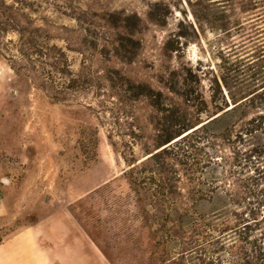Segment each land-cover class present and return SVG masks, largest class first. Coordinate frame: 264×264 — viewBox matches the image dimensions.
Masks as SVG:
<instances>
[{"label":"rangeland","instance_id":"374dc122","mask_svg":"<svg viewBox=\"0 0 264 264\" xmlns=\"http://www.w3.org/2000/svg\"><path fill=\"white\" fill-rule=\"evenodd\" d=\"M18 1L20 25L27 16L41 28L64 52L70 75L41 66L16 75L18 34L0 31V243L56 214L108 264H264V135L213 138L263 108L255 102L221 113L183 143L195 149L196 164L179 172L176 200L190 214L177 223L181 238L161 252L151 239L160 222L141 217L123 174L127 161L152 150L153 113L105 78L116 72L167 96L164 82L181 84L189 72L206 102L228 91L239 98L253 90L247 77L264 76V0ZM103 14L136 21L132 61L115 56L122 30ZM252 150L260 156L248 157Z\"/></svg>","mask_w":264,"mask_h":264},{"label":"trees","instance_id":"16d2710c","mask_svg":"<svg viewBox=\"0 0 264 264\" xmlns=\"http://www.w3.org/2000/svg\"><path fill=\"white\" fill-rule=\"evenodd\" d=\"M6 1L0 0V31H15L18 34L17 42L14 44L15 56L10 58V67L15 74H22L21 72L27 70V67L35 70L36 67L41 66L42 70L48 68L58 75L69 76L64 52L55 45L49 46L48 36L45 35L46 39H44L40 35L42 29L32 27L33 23L27 16L24 21L26 26H21L17 17L24 19L25 15L19 14L21 8L14 6L19 1L9 0L11 2L9 5ZM8 10H12L13 14L7 13ZM110 17V14H103L100 19L110 24L112 28L122 30L115 39V56L126 62L132 61L139 48V42L133 39V30L137 28L136 21H133L131 16H122L116 20ZM39 37L41 38L37 41L36 38ZM164 49L170 50L166 45ZM237 75V83L245 84V75L243 73ZM105 78L111 87L120 88L133 100H144L153 113L151 117L154 130L152 150L144 149L145 156L140 160L127 161V171L123 174L135 195V203L141 217L144 219L154 217L160 222L159 228L152 231L153 249L166 252L171 243L181 238V235H178L177 223L190 214L189 209L181 207L176 200L180 195L177 186L180 182L179 172L181 170L188 172L196 164L194 163L195 149L190 143H183L206 130L207 126L221 113H234L247 103L255 102L258 105L256 107L263 108L264 111V76L262 78L255 75L247 77L252 82L253 90L240 93L239 98L228 91L227 99L221 96L217 101L214 96H209L208 102L198 90L199 84L196 77L189 72L182 77L181 84L172 79L164 82V88L173 98L153 90L147 84L132 83L116 72H108ZM74 82V79H71V83ZM203 115L206 117L205 120H202ZM259 130L264 135V115L252 117L245 123L239 118L229 130L213 138L223 140L225 136L235 131L238 135H252ZM258 156H260L259 153L249 151L248 157ZM145 196L150 199L149 203L143 201L142 198ZM159 232L162 234L158 235ZM168 261L169 259L161 260L162 264H167Z\"/></svg>","mask_w":264,"mask_h":264},{"label":"crops","instance_id":"0c3cea01","mask_svg":"<svg viewBox=\"0 0 264 264\" xmlns=\"http://www.w3.org/2000/svg\"><path fill=\"white\" fill-rule=\"evenodd\" d=\"M0 264L108 263L68 216L53 214L1 242Z\"/></svg>","mask_w":264,"mask_h":264}]
</instances>
